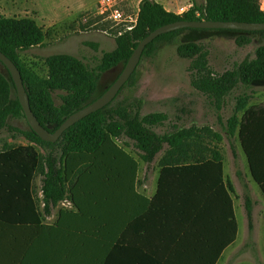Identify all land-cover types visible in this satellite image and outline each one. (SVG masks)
Listing matches in <instances>:
<instances>
[{"label": "trees", "instance_id": "obj_1", "mask_svg": "<svg viewBox=\"0 0 264 264\" xmlns=\"http://www.w3.org/2000/svg\"><path fill=\"white\" fill-rule=\"evenodd\" d=\"M181 20L264 23V10L260 8L258 0H204L202 5L194 4L186 13L179 16L166 11L161 4L153 0H142L134 30L118 37L116 48L104 52L94 68H87L82 61L72 55L56 54L46 59L48 68L46 77H39L25 68L18 58V51L42 44L45 39L42 28L27 17L0 16V52L18 68L31 111L37 121L43 128L53 133L67 117L98 98L95 96L102 75L118 65L124 67L144 37L163 25ZM186 30L206 31L182 29L160 35L145 47L143 54H151L154 43L158 40L173 38ZM224 31L242 34L236 39V44L240 47L251 42L250 36L264 37V31ZM177 53L180 57L190 60L193 87L217 98L222 97L236 82L248 85L264 81V45L256 49L254 58L244 60L236 72L226 71L219 76L213 75L209 70L208 53L202 45L182 43L177 47ZM132 79L133 74L125 85ZM11 88L15 91L9 73L8 78L0 74V117L10 111L22 112L17 97L10 100ZM53 92L63 93L60 97L61 104L58 106L52 98ZM110 104L68 128L55 143L42 141L30 128L24 134L28 142L55 147L59 154L40 156L33 166L36 176L41 177L42 209L38 208L34 198L33 203L31 202L29 195L34 197L31 176L23 172L20 175L11 173L8 176L10 180L3 190L15 196L17 200L21 199L24 206L22 205V209L0 208L3 210L2 225L9 233V237L0 239L6 243V257L8 255L14 260L18 257V264H50L42 261L41 257L46 255L44 253L53 251L52 239H57L59 243L57 252L61 259L58 264H69L67 260L73 255L86 253L84 242L88 241L87 239L95 244L90 250L94 256L93 261L95 260L93 264H101L98 250L100 240L106 245L107 251H110L116 239L115 208L86 206L89 204L87 202L89 195L96 197L95 202L98 203V184L101 181L107 182V185H114L131 180L132 175L137 172V161L116 144L115 139L125 133L135 142L143 162H150L161 150L164 141L147 129V126L163 121L164 115L155 113L140 116L138 111L131 114L126 107L111 108ZM246 106V101H243L237 111H243ZM229 124L233 127L236 119H230ZM206 130L210 133L208 129ZM233 132L234 129H231L230 133ZM188 136L187 133H179L168 137L165 140L168 150L158 161L157 166L175 170L181 166L194 169L196 165L205 163L217 166L221 174L222 156L217 143L211 148L208 145L196 146V152L192 150L190 153L185 148L189 145L183 143ZM238 136L251 177L264 195V111L247 110L242 118ZM212 137L216 142L221 141V136L217 133H212ZM90 184L97 186L94 194L88 192ZM227 188L233 192L229 182ZM29 199L30 201H27ZM63 200L70 201L74 208L60 209L53 225L43 224L44 218L51 214L52 207ZM26 204L28 208L25 207ZM244 206L250 230L252 207L251 199L246 194ZM6 257H0V264H11Z\"/></svg>", "mask_w": 264, "mask_h": 264}, {"label": "rangeland", "instance_id": "obj_2", "mask_svg": "<svg viewBox=\"0 0 264 264\" xmlns=\"http://www.w3.org/2000/svg\"><path fill=\"white\" fill-rule=\"evenodd\" d=\"M98 0H0V16L6 18H30L42 28L45 39L41 45L18 51V58L25 68L39 77H46L48 68L46 59L56 54H69L89 68H94L104 52L116 48L117 32L112 25L97 13L95 4ZM142 0H128L126 10L134 13L139 10ZM155 1V0H153ZM176 3V12L187 3L202 5L204 0H171ZM264 10V0H258ZM179 7V8H178ZM124 35V34H123ZM242 34L224 30L183 31L173 38H164L154 43L151 54H142L133 73L132 81L124 85L110 104L111 108L126 107L140 116L162 114L164 120L147 126V129L164 140L161 150L150 162H142L141 152L135 142L125 133L115 139L116 144L129 153L141 168H157L158 161L165 155L168 145L165 140L179 133L189 136L183 140L187 150L196 152V146L216 145L222 156L227 174L237 175V180L248 175L249 168L246 156L239 140L241 121L247 110L237 111L243 101L247 109L264 111V81L252 84L236 82L222 97L217 98L195 89L192 85L193 73L190 60L177 53L182 43L202 45L208 53V68L213 75L219 76L226 71L236 72L244 60L254 58L256 49L264 45V37L250 36L251 42L242 47L236 39ZM122 65L106 71L99 82L95 97H99L119 76ZM0 74L8 78V71L0 63ZM61 92H53L52 98L56 106L61 104ZM14 89H10V100L15 99ZM235 118L236 124L231 127L229 120ZM121 122V120H119ZM208 129L210 133L206 130ZM234 129L233 133L230 130ZM29 126L22 112H15L0 117V208H23L21 199H16L4 186L13 174L22 172L32 177L33 198L38 208H43L41 194V177L36 176L33 166L40 156L52 154L58 156L59 150L46 145H36L27 141L25 133ZM212 133L221 136L216 142ZM190 161V160H189ZM239 176V177H238ZM239 189L241 186L238 184ZM249 195V194H248ZM250 197V196H249ZM30 199L28 201H30ZM264 199L257 201L260 208L254 211L257 219L264 216ZM63 206L70 205L63 200ZM23 205V206H22ZM21 208V209H22ZM60 209L53 208L46 218H52ZM73 209V208H71ZM0 210V239L9 237L7 229L2 225ZM240 226L242 225L237 213ZM6 220V219H4ZM14 221V220H12ZM261 222V221H260ZM254 234V233H253ZM248 235V234H247ZM250 235L237 247V258L231 264H264V236L259 238ZM0 241V257H6V243Z\"/></svg>", "mask_w": 264, "mask_h": 264}, {"label": "crops", "instance_id": "obj_3", "mask_svg": "<svg viewBox=\"0 0 264 264\" xmlns=\"http://www.w3.org/2000/svg\"><path fill=\"white\" fill-rule=\"evenodd\" d=\"M155 2L166 11L178 14L176 3L171 0ZM193 5L189 2L184 7ZM137 163V172L131 180L114 185L101 181L98 203L91 195L87 199L86 208H115L116 239L110 251L100 240L101 264H231L237 258L238 245L247 236L259 238L261 232L264 236V216L257 219L254 211L260 208L257 201L264 199V195L250 172L242 179L238 176L237 180L236 174L226 173L223 163L221 174L217 166L205 163L194 169L181 166L177 170L147 166L142 169ZM228 182L233 192L228 190ZM96 191V184H90L88 192L94 194ZM245 194L251 199L250 230L244 206ZM25 207L28 208L27 204ZM53 208L71 210L74 207L70 202L68 206L58 203ZM57 216L58 212L42 223L51 226ZM87 240L84 242L86 253L66 259L69 264H93L95 260L90 250L95 244ZM58 245V240L52 239L53 251L44 253L42 261L58 264L61 259ZM6 260L11 264L19 262L18 257L14 260L8 255Z\"/></svg>", "mask_w": 264, "mask_h": 264}, {"label": "water", "instance_id": "obj_4", "mask_svg": "<svg viewBox=\"0 0 264 264\" xmlns=\"http://www.w3.org/2000/svg\"><path fill=\"white\" fill-rule=\"evenodd\" d=\"M182 29H205V30H233L244 32L264 31V23H247L237 21H176L163 25L144 37L136 46L131 56L127 60L121 73L116 80L98 98L86 105L82 109L67 117L60 126L53 132L43 128L31 111L27 93L25 91L21 74L15 64L0 52V62L8 71L15 87L17 100L22 108V112L29 128L44 142L55 143L61 135L71 126L108 106L117 96L122 87L134 73L145 47L158 36Z\"/></svg>", "mask_w": 264, "mask_h": 264}, {"label": "built area", "instance_id": "obj_5", "mask_svg": "<svg viewBox=\"0 0 264 264\" xmlns=\"http://www.w3.org/2000/svg\"><path fill=\"white\" fill-rule=\"evenodd\" d=\"M127 3L128 0H98L95 4L97 13L105 17L118 36L132 32L137 24L138 10L129 13ZM190 8H180L176 15L180 16Z\"/></svg>", "mask_w": 264, "mask_h": 264}]
</instances>
